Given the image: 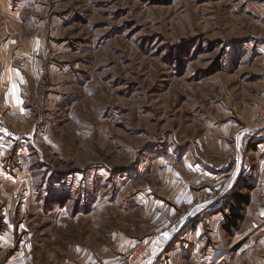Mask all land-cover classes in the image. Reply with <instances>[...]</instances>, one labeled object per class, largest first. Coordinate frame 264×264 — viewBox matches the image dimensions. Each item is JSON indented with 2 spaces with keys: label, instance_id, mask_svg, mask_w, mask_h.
Wrapping results in <instances>:
<instances>
[{
  "label": "rangeland",
  "instance_id": "rangeland-1",
  "mask_svg": "<svg viewBox=\"0 0 264 264\" xmlns=\"http://www.w3.org/2000/svg\"><path fill=\"white\" fill-rule=\"evenodd\" d=\"M240 192L258 230L222 246L259 256L264 0H0V264H144L193 227L216 264L196 214Z\"/></svg>",
  "mask_w": 264,
  "mask_h": 264
},
{
  "label": "crops",
  "instance_id": "crops-1",
  "mask_svg": "<svg viewBox=\"0 0 264 264\" xmlns=\"http://www.w3.org/2000/svg\"><path fill=\"white\" fill-rule=\"evenodd\" d=\"M257 180L258 177H254V176L252 177V186H255V188L257 186ZM253 194L255 193L253 192ZM253 194H252V203L251 206L248 208V211L250 210V208L256 209L258 207V209H260V206L263 204V202L259 200L257 205L256 204L257 197H255V195ZM245 196L247 197V195H245L243 192L234 194L233 196L229 195L222 202L220 203L217 202V204L214 206V208H212V211H210V213L204 212L203 214H196V217H200L199 222L206 221L207 217L213 218V220L218 219V223H217L218 227L216 228V230H218V233L220 234V239L215 243L216 245L213 247L212 250L215 254V257L218 258L217 260H219L217 261L215 259L216 264H264L263 252L262 255L254 257L255 251H249V252L247 251L246 253V250H242L230 256L229 254H227L228 251H226V249H224L222 246V244L226 242V239L228 237V233L226 234L228 229L230 230L231 235H233L236 231L237 234L239 231L241 232L247 231L245 235L242 236L244 237L249 234L247 238L253 236L254 233L258 230V228L256 227L257 225H255L254 223L255 221L252 222L251 225L257 228L254 230L255 232L253 231L254 233L251 230H249L250 228H247V225L250 224L248 222L251 219V217L249 216L248 212H246V209L244 207L245 204L242 198H245ZM232 211L235 213L236 216L233 217ZM231 218L233 219L231 220L233 221V223L230 222ZM229 223H231V225ZM175 226L177 227V225ZM194 228L195 227H193L192 229L190 228L193 231V234H191L192 231L189 230L184 233V236L183 234L182 235L171 234L167 236V233H163L164 236L166 237L165 238L158 237L159 239L157 240L156 246L151 251L150 258L144 264H198L201 259H206L208 256L206 252H204L205 251L204 248H206L205 247L206 245H204L202 249V247L200 246L201 245L200 242H198L199 245L197 246L193 244L195 238H197L200 235L199 231L197 233L194 232L193 230ZM250 233L253 234L251 235ZM185 236L187 237L186 238L187 240L184 239ZM192 247L193 250H191ZM122 254L118 253L117 255L111 256L114 257V259H110L109 263H105V264H112L116 260H122L119 261V263L117 264H129L127 261L128 255L123 256ZM256 258L258 260H256Z\"/></svg>",
  "mask_w": 264,
  "mask_h": 264
},
{
  "label": "built area",
  "instance_id": "built-area-1",
  "mask_svg": "<svg viewBox=\"0 0 264 264\" xmlns=\"http://www.w3.org/2000/svg\"><path fill=\"white\" fill-rule=\"evenodd\" d=\"M144 253H145V251H138V253H137V252L134 253L133 259H134V258H135L136 260H137V259H138V260L142 259L143 256H144Z\"/></svg>",
  "mask_w": 264,
  "mask_h": 264
},
{
  "label": "trees",
  "instance_id": "trees-1",
  "mask_svg": "<svg viewBox=\"0 0 264 264\" xmlns=\"http://www.w3.org/2000/svg\"><path fill=\"white\" fill-rule=\"evenodd\" d=\"M242 200L244 201V204H245V205L249 204V198H248V197L242 198ZM232 214H233V217L236 216L235 213H234L233 211H232ZM233 217H232V218H233ZM232 218L230 219V222H231V223H233V221H231V220H233ZM231 223H229V224L231 225ZM228 232H230L229 229H228Z\"/></svg>",
  "mask_w": 264,
  "mask_h": 264
},
{
  "label": "bare ground",
  "instance_id": "bare-ground-1",
  "mask_svg": "<svg viewBox=\"0 0 264 264\" xmlns=\"http://www.w3.org/2000/svg\"><path fill=\"white\" fill-rule=\"evenodd\" d=\"M258 228V227H257ZM261 228H263V225L262 226H260V228L259 229H261ZM251 234V233H250ZM249 235V234H248ZM248 235H246V236H244V237H242L241 238V241H239V242H242L245 238H247V236ZM244 243V242H243ZM236 245V244H235ZM232 246V245H231ZM232 248V247H231ZM228 250V249H227Z\"/></svg>",
  "mask_w": 264,
  "mask_h": 264
}]
</instances>
